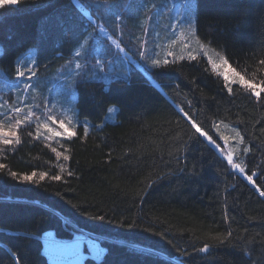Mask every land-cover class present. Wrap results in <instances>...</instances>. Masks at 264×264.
Instances as JSON below:
<instances>
[{"label": "trees", "instance_id": "1", "mask_svg": "<svg viewBox=\"0 0 264 264\" xmlns=\"http://www.w3.org/2000/svg\"><path fill=\"white\" fill-rule=\"evenodd\" d=\"M196 4L198 36L257 83L261 97L247 84L229 90L203 59L145 71L126 39L119 51L129 71L107 80L106 48L103 71L86 61L75 81L74 110L89 129L79 126L56 146L25 124L13 143L0 142V264H50L42 240L50 231L64 240L97 236L106 253L86 264H264V0ZM101 14L92 0L3 6L1 70L13 73L34 48L38 71L50 78L96 36L98 18L106 26ZM223 124L243 138L238 157L253 183L222 155ZM33 171L49 175L22 181Z\"/></svg>", "mask_w": 264, "mask_h": 264}, {"label": "rangeland", "instance_id": "2", "mask_svg": "<svg viewBox=\"0 0 264 264\" xmlns=\"http://www.w3.org/2000/svg\"><path fill=\"white\" fill-rule=\"evenodd\" d=\"M17 1L0 0V8L15 4ZM92 3L99 7L101 15L105 16L106 26L100 27L102 19L98 18V26L93 29L96 36L94 38L89 36L75 51L73 58L50 78L42 76L47 69L38 71L34 48L22 55L13 73L8 74L0 68V132L7 134L0 135V142L3 144L5 138L12 140L13 143L17 139L18 131L25 124H32L33 133L38 138L61 146L62 141L68 138H53L45 128V125L56 127L51 119L53 117L64 120L69 125L70 129L64 128V133L69 136L74 135L72 131L76 132L79 126L89 129L90 123L78 118L74 110L76 78L86 61L92 64V68L95 66L103 71L104 62L107 60L106 48L112 52L111 66L101 74H106L107 80L112 77H125L130 66L119 51V44L125 39L128 49L138 57V65L145 71L153 70L168 62L203 59L211 71L224 80L229 90L236 84H248L246 77L222 51L198 36L196 0H92ZM119 12L125 15L124 20ZM116 18L122 19L118 26L115 25ZM112 31L118 35L119 40ZM92 41L98 45L93 57H91L93 48L92 50L89 48ZM2 51L3 45L0 42V55ZM220 57L227 59L229 64L221 66ZM115 60L117 63L114 65ZM157 62L160 63L155 65ZM21 72L25 75L21 76ZM229 76H238L239 83L228 81ZM259 90L261 92V88ZM111 109L115 111L109 113L108 121L114 122L117 109L116 107ZM233 128L224 124L219 126V134L224 142L221 153L224 157L233 155L230 163L232 169L253 183L246 174L244 159L238 157L242 152V140L239 131ZM42 240L44 254L50 264H75L78 254L81 257L91 258L88 251L90 241L97 245L93 252L96 260H101L105 254V251H101L103 247L99 239L83 233H77L72 240H64L57 238L55 233L50 231L43 235ZM77 240L82 242L79 248L71 243ZM56 241L63 242L67 246L57 247ZM81 264H86V259H83Z\"/></svg>", "mask_w": 264, "mask_h": 264}, {"label": "snow or ice", "instance_id": "3", "mask_svg": "<svg viewBox=\"0 0 264 264\" xmlns=\"http://www.w3.org/2000/svg\"><path fill=\"white\" fill-rule=\"evenodd\" d=\"M119 14V13H117ZM220 60H221V66H227L229 64V61H227V59L223 58V57H220ZM160 62H157L155 65H158ZM213 65L215 67H217V65L215 63H213ZM79 67V66H78ZM223 74V71L221 72ZM21 76H24L25 73L21 72L20 73ZM233 81L235 83H239V77L236 76V77H233V76H229L228 78V81ZM252 93L255 94V96L257 97H261V92L259 90V86L257 83L255 82H248V84L246 85ZM261 86H264V82H261ZM112 111H115V109H109V112H112ZM52 121H53V124L56 125V127H50L48 125H45V128L47 130L48 133L51 134V136L53 138H56V137H67L69 140L72 139L73 137L76 136V132L75 131H72L74 133V135L72 136H69L67 134L64 133V128L67 127L69 128V125L66 124V122L64 120H57L56 118H51ZM201 127V126H200ZM70 129V128H69ZM197 134L199 133H195V135L197 136ZM0 135H7L5 133H2L0 132ZM14 135V133L12 134ZM237 135L239 136V133H237ZM241 140H243V138L241 137ZM4 144H11L12 143V140L8 139V138H5L4 139ZM63 157V159L65 161H68L70 159V157L68 155H65L63 152H58V157ZM6 166L3 165V164H0V169H3L5 168ZM61 171H66V169L64 168L63 165H61ZM67 174L69 176L73 175V173L71 171H68ZM10 175L12 176V178L14 179H18V173L16 172H11ZM49 174L47 172H41V173H37L35 171H33L30 175H24L22 177V181H26V182H35V179L37 178V176H39V179L40 180H44ZM52 179H56V175H52L51 176ZM59 179L61 180L62 177L61 175H59ZM262 193H264V191H261ZM71 243H74L75 247L79 248L80 247V244L82 243L81 241L77 240L75 242H71ZM56 246L57 247H66L67 245L64 244L63 242H60V241H56L55 242ZM97 245L94 243V242H88V251H89V256L92 258V259H95V255H93V252L94 250L96 249ZM101 251H104L103 249H101ZM88 257H81L79 254H78V258H77V261L75 262V264H81V261L83 259H87Z\"/></svg>", "mask_w": 264, "mask_h": 264}, {"label": "water", "instance_id": "4", "mask_svg": "<svg viewBox=\"0 0 264 264\" xmlns=\"http://www.w3.org/2000/svg\"><path fill=\"white\" fill-rule=\"evenodd\" d=\"M226 160L228 164L230 165L231 161L233 160V156L232 155L227 156Z\"/></svg>", "mask_w": 264, "mask_h": 264}, {"label": "bare ground", "instance_id": "5", "mask_svg": "<svg viewBox=\"0 0 264 264\" xmlns=\"http://www.w3.org/2000/svg\"><path fill=\"white\" fill-rule=\"evenodd\" d=\"M227 157H225V159H226ZM227 161V160H226Z\"/></svg>", "mask_w": 264, "mask_h": 264}]
</instances>
